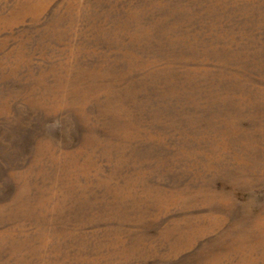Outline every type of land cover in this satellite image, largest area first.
Instances as JSON below:
<instances>
[{
  "label": "rangeland",
  "instance_id": "obj_1",
  "mask_svg": "<svg viewBox=\"0 0 264 264\" xmlns=\"http://www.w3.org/2000/svg\"><path fill=\"white\" fill-rule=\"evenodd\" d=\"M0 264H264V0H0Z\"/></svg>",
  "mask_w": 264,
  "mask_h": 264
}]
</instances>
